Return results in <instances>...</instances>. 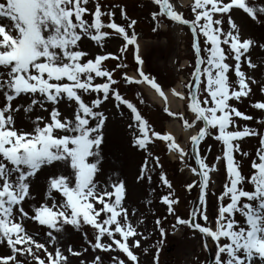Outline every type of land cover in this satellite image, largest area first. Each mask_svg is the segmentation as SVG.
<instances>
[{
	"label": "snow or ice",
	"instance_id": "6c2138e0",
	"mask_svg": "<svg viewBox=\"0 0 264 264\" xmlns=\"http://www.w3.org/2000/svg\"><path fill=\"white\" fill-rule=\"evenodd\" d=\"M153 3L158 6V12L151 13L154 20L161 16L188 25L193 35L191 47L195 64L191 79L185 85L187 96L172 90L175 96L187 99L193 119L189 122L183 118V113H169L179 115L187 129L201 125L188 137L190 153L171 134L151 130L137 107L115 87L114 73L126 65L116 64L109 69L104 62L109 57H120L111 52L93 55L81 46L90 40L103 48L105 38L116 35L124 41L119 49L121 53L129 45H136L135 60L142 65L137 35L128 31L136 20H131L127 26L116 23L115 12L101 0H0V243L6 240L11 250L9 255H0V264H25L29 257L35 264H67L58 246L66 225L77 230L90 226L93 239L88 240L86 232L84 235L93 250L118 249L132 264H139L132 248L139 246L140 240L135 239L137 228L124 206V182L116 180L101 187L96 179L101 172L106 122L105 114L98 109L110 98L118 102L117 107L122 104L130 110L134 146L147 151L152 137H159L168 142V149L179 154L180 160L189 154L195 156L198 167L190 166V171L199 180H193L186 187L191 189L198 183L202 207L193 209L188 219L177 215L176 223L198 230L215 243V264H257V260L264 264V132L247 125L241 128L236 118L252 120L253 117L231 102L249 97V81L255 82L241 70V58L250 51L253 41L242 37L231 12L243 10L253 21L264 24V3L257 6L250 0H192L194 19L191 20L175 10L170 0H153ZM121 14L127 18L123 9ZM225 15L229 24L227 30L223 27ZM105 28L113 31H105ZM229 59L234 60V65L227 62ZM248 64L255 66L250 59ZM136 71L139 79L125 72L123 82H145L167 100L154 78L142 68ZM230 71L234 72L235 80L230 79ZM260 91L264 93V86ZM21 96L26 97L27 102L13 106V101ZM86 96L93 98L86 100ZM61 101L72 108L70 114L60 110ZM251 106L264 113V100H257ZM36 107L47 115L29 116L28 128L17 126L21 108L27 115ZM164 111L169 112V109L165 107ZM133 123L129 124L130 128ZM258 123L264 125V115L258 118ZM208 135L222 144V157L216 160L223 159L227 174L224 190L218 196L220 202L214 221L207 215L206 190L210 172L217 165H209L197 151V146ZM248 136H258L259 147L256 150L258 162L256 158L252 160L254 171L246 177L234 153L249 155L238 143ZM151 159L159 166V158L149 152L144 157L138 180L151 181ZM45 167L55 172L47 177L44 200L38 205L32 204L31 212L26 211L24 204L32 195V180ZM159 179L162 185L172 188L165 173L161 172ZM245 182L253 186L252 190L244 187ZM160 200L172 214L179 197L169 191ZM224 200L228 202L225 204ZM135 211L133 208L132 212ZM236 213L242 221L236 219ZM200 219L205 223L198 222ZM27 221L45 227L47 239L44 242L32 235ZM155 224L161 236L165 235L159 218ZM129 238L134 241L131 245ZM222 239L226 242L221 243ZM49 244L53 250H49ZM41 250L45 254L43 258L39 254ZM68 251L72 252L71 247ZM154 259L158 264V258ZM81 264L86 262L82 260ZM90 264H103V261L97 255ZM112 264L126 262L113 257Z\"/></svg>",
	"mask_w": 264,
	"mask_h": 264
},
{
	"label": "rangeland",
	"instance_id": "374dc122",
	"mask_svg": "<svg viewBox=\"0 0 264 264\" xmlns=\"http://www.w3.org/2000/svg\"><path fill=\"white\" fill-rule=\"evenodd\" d=\"M184 1V2H183ZM175 10L182 13L186 19H194V14L191 11V0H170ZM259 6L264 3V0H250ZM101 3L111 7L115 12L113 19L116 23L127 26L131 20H136V24L132 29H129V34L134 31L137 35L138 54L143 61L142 70L161 86L163 92H172L173 88L178 84L183 85L184 93L188 92L185 85L191 79V72L195 64V53L192 51L193 35L190 28L169 20L167 17L158 16L156 20L152 18L151 13L158 12V6L153 3V0H101ZM91 6V5H90ZM123 9L126 17L121 14ZM237 12L240 15L237 16ZM231 15L234 22L239 28L240 34L244 38H250L253 43L250 51L245 53L241 58V70L245 72L246 77H251L255 82L249 81L251 94L249 97L242 98L240 101H231L239 110L246 115L252 116V120H245L243 118H236L239 121L241 128L245 125L250 128L264 132V125L258 123V118L264 115L260 110L253 108L251 105L257 100H264V93L260 91L261 86H264V24L257 23L248 17L243 10L232 11ZM264 18V16H262ZM108 17L104 20L107 22ZM225 30L229 28L227 15L223 21ZM153 29H156L153 31ZM112 32L111 29H104ZM124 41L121 37L112 35L105 38L103 48L98 46L95 42L87 40L81 46L91 54L111 52L119 59L109 57L105 62V66L109 69L115 67L116 64L126 65L118 69L114 73L117 80L115 87L118 88L124 98L131 101L138 109L142 117L146 119L151 130L163 134H171L175 141L185 148L186 152H191V145L188 137L194 134L201 126L199 123L192 129H187L183 125V119L177 115L172 116L169 113H183V118L188 119L189 122L193 119V114L187 108V99H181L182 109L178 111L170 110L167 105H159L149 94V90L159 94L155 89L151 88L147 83H124L122 73H127L129 76L139 77V74L134 73L139 66L136 67L135 55L137 54L136 45H129L127 50L123 53L119 51ZM201 45H203V37H201ZM224 47H227L226 45ZM248 59L251 60L254 67H250ZM234 65V60L227 61ZM229 77L235 80L233 71L229 72ZM139 79V78H138ZM98 82L99 78H98ZM182 88V87H181ZM170 94V93H169ZM187 94H185V97ZM93 97H85L90 100ZM27 102V98L21 96L13 101V106L19 103L21 105ZM117 101L110 98L103 101L98 109L106 116V122L103 127V143L101 145V155L103 157L101 162V172L96 179L100 182L101 187L109 184L112 181L122 180L126 186V197L124 199V206L128 208L131 221L137 228L138 235L135 239L140 240V245L132 248L138 256L139 264H209V254L204 249V240L198 230L191 229L187 225L176 223V216L183 219H188L190 216L191 206L196 197L197 185H193L191 189L186 187L187 184L193 180H199L198 176L190 171V166H194V161L191 154L186 155L182 161L179 154L168 149L167 141L159 137H152V140L147 144V151L138 148L132 144L134 123L131 120V112L125 105L117 107ZM60 110L65 114H70L72 108L66 101H61ZM167 107L169 112H165ZM47 115V113L36 107L32 113L24 114L21 108L19 115H17V126L28 128L30 127L29 116ZM94 123V122H93ZM133 123L130 128L129 124ZM176 123V124H175ZM175 124L178 126V134L168 129V125ZM187 131L186 135L184 132ZM240 148L248 152L247 157L242 156L241 152H235L236 161L240 164L242 174L246 177L250 176L254 169L251 168V162L256 158V150L259 147V137L250 136L242 138L238 141ZM200 155L206 159L209 165L216 164L217 168L210 172L209 184L206 190V211L210 221H214L217 213L219 200L218 196L224 190V184L227 181L226 167L223 159L217 161L216 157H222V144L217 141L213 135H208L198 145ZM151 152L153 157L159 158V166L156 165L155 160L149 161L152 179L151 181L145 179L138 180L140 175L141 165L144 163V157ZM257 162H258V158ZM55 172V169L45 167L38 172L32 180L30 191L31 197L28 202L24 204L25 210L31 212L32 204H40L44 200V195L47 190V177L49 174ZM163 172L166 178L170 181L172 188L168 189L162 185L159 174ZM244 187L247 190H252L253 186L245 182ZM172 191L174 197H179L178 203L174 205L175 212L170 214L167 212V205H165L160 197L166 195L167 192ZM228 201L224 200L226 204ZM202 205L198 204L197 209ZM136 209L135 213L132 209ZM159 218L161 226L165 229V235L161 236L159 228L155 221ZM236 219L242 221L239 213H236ZM198 222L204 224L200 219ZM27 228L32 235L40 242L47 239L46 229L34 221L26 222ZM214 226V224H213ZM85 232L88 234V240L93 239V233L90 226H83L82 229L77 230L71 225H66L63 236L59 240L58 246L64 252L67 258V264H81L85 261L86 264L99 255L103 264H112L113 257L124 259L126 264H132L128 260L126 254L122 251L108 250L107 252L96 249L93 250L91 245L85 239ZM94 242V241H93ZM221 240V243H225ZM130 245L134 243L133 238H129ZM49 250H53L52 246L47 245ZM71 247L72 252L68 249ZM147 249V251H145ZM159 249V251H157ZM211 251L215 255V243H212ZM74 253H79L75 255ZM11 254L10 248L7 246L6 240L0 243V255ZM42 258L44 253L41 250L39 253ZM24 259L23 257H18ZM216 261V258H214ZM212 261L210 264H215ZM25 264H35L31 258L25 260ZM257 264L259 261L257 260Z\"/></svg>",
	"mask_w": 264,
	"mask_h": 264
},
{
	"label": "bare ground",
	"instance_id": "6f19581e",
	"mask_svg": "<svg viewBox=\"0 0 264 264\" xmlns=\"http://www.w3.org/2000/svg\"><path fill=\"white\" fill-rule=\"evenodd\" d=\"M236 14H237V16L240 15L239 12H237ZM130 76H132V75H130ZM179 86H180V84L177 85V87H179ZM166 94H167V100L166 101H167V104H168V107H169L170 110L178 111V110L182 109V103H181L182 101H180L178 98L174 97L173 93H171L169 91ZM148 95H150L151 99H153L159 105H163L162 103H164V101L155 92L149 90V94ZM175 124L174 125L173 124L168 125V129L169 130L171 129L172 131L176 132V134H178V129L179 128ZM184 133L186 135L188 134L187 131H185Z\"/></svg>",
	"mask_w": 264,
	"mask_h": 264
},
{
	"label": "water",
	"instance_id": "95a60500",
	"mask_svg": "<svg viewBox=\"0 0 264 264\" xmlns=\"http://www.w3.org/2000/svg\"><path fill=\"white\" fill-rule=\"evenodd\" d=\"M188 26V25H187ZM198 147V146H197ZM193 156V158H194V160H195V156L194 155H192ZM197 166V165H196ZM198 167V166H197ZM199 202H200V199H199V191H198V195L196 196V198H195V200H194V202H193V205H192V209H191V211L193 210V209H196L197 207L196 206H198V204H199ZM204 237V236H203ZM204 241H205V245H207V248L206 249H208V251H209V253H210V249H209V247H208V245H209V243H210V238H207V237H204ZM213 257H211V258H209L210 259V262H209V264L210 263H212V261L214 260V259H212Z\"/></svg>",
	"mask_w": 264,
	"mask_h": 264
}]
</instances>
